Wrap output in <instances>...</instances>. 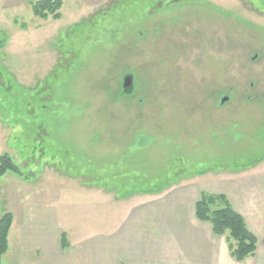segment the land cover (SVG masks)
<instances>
[{"label": "rangeland", "instance_id": "obj_1", "mask_svg": "<svg viewBox=\"0 0 264 264\" xmlns=\"http://www.w3.org/2000/svg\"><path fill=\"white\" fill-rule=\"evenodd\" d=\"M28 2L0 0V157L22 172L0 177L5 211L60 198L71 228L108 232L127 205L89 192L140 193L193 219L214 180L264 163V0H63L59 20Z\"/></svg>", "mask_w": 264, "mask_h": 264}, {"label": "crops", "instance_id": "obj_2", "mask_svg": "<svg viewBox=\"0 0 264 264\" xmlns=\"http://www.w3.org/2000/svg\"><path fill=\"white\" fill-rule=\"evenodd\" d=\"M212 184V190L203 189L202 192L225 195L258 238L256 255L241 264H264V163L258 168L228 176L226 180H214ZM139 194L120 198L109 196L108 193L92 195L90 191L89 198H85L84 202L100 203L99 208L105 206V213L108 208L113 215L118 212L120 205H127L122 214L117 213L119 219L114 229L97 233L71 228L72 221L69 223V220L75 213L67 208L61 214L57 208L60 198L44 202L39 198L31 200L25 197L17 214L10 211L14 215V222L4 264L236 262L230 256L226 239L215 237L211 226L196 218L195 206L200 198L194 205L195 217L190 219L185 209V196L173 201L170 197L165 200L139 198ZM73 202L78 203L70 201L69 207ZM174 202L179 205L176 208L174 206L172 211ZM104 225H107V221H104ZM63 235H67L69 244L66 249L62 247Z\"/></svg>", "mask_w": 264, "mask_h": 264}, {"label": "trees", "instance_id": "obj_3", "mask_svg": "<svg viewBox=\"0 0 264 264\" xmlns=\"http://www.w3.org/2000/svg\"><path fill=\"white\" fill-rule=\"evenodd\" d=\"M29 5L35 17L41 20H59L63 9V0H29ZM8 37L0 32V48L5 46ZM8 173L22 176L19 166L11 156L4 154L0 157V177ZM196 218L208 223L217 237H225L231 258L242 263L253 258L257 252L258 238L248 228L245 219L232 207L225 195H215L202 192L195 206ZM14 222L12 212L3 209L0 200V264L9 251V235ZM264 244V239L262 240ZM65 235L62 239L63 249L68 248Z\"/></svg>", "mask_w": 264, "mask_h": 264}, {"label": "water", "instance_id": "obj_4", "mask_svg": "<svg viewBox=\"0 0 264 264\" xmlns=\"http://www.w3.org/2000/svg\"><path fill=\"white\" fill-rule=\"evenodd\" d=\"M123 89L126 94H130L133 91V79L131 76L125 78Z\"/></svg>", "mask_w": 264, "mask_h": 264}]
</instances>
